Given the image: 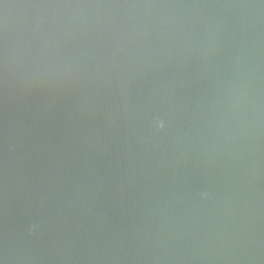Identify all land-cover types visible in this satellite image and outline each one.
<instances>
[{
  "label": "water",
  "instance_id": "95a60500",
  "mask_svg": "<svg viewBox=\"0 0 264 264\" xmlns=\"http://www.w3.org/2000/svg\"><path fill=\"white\" fill-rule=\"evenodd\" d=\"M0 264H264V0H0Z\"/></svg>",
  "mask_w": 264,
  "mask_h": 264
}]
</instances>
